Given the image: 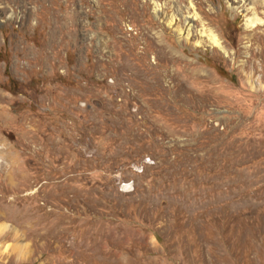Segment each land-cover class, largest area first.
<instances>
[{
    "label": "rangeland",
    "instance_id": "374dc122",
    "mask_svg": "<svg viewBox=\"0 0 264 264\" xmlns=\"http://www.w3.org/2000/svg\"><path fill=\"white\" fill-rule=\"evenodd\" d=\"M230 2L0 0V264H264V6Z\"/></svg>",
    "mask_w": 264,
    "mask_h": 264
},
{
    "label": "bare ground",
    "instance_id": "6f19581e",
    "mask_svg": "<svg viewBox=\"0 0 264 264\" xmlns=\"http://www.w3.org/2000/svg\"><path fill=\"white\" fill-rule=\"evenodd\" d=\"M240 1L242 2V0H237V1L236 0H231L232 3H239ZM250 2H252L253 8H256V9H258V7H261L262 5L264 6V4H263V2L261 0H250ZM191 8H194V9L192 10ZM191 11H192V16H190L191 15ZM177 12H178L177 9H175L173 11V13L171 14L169 20L167 21L168 22V25L170 27L174 28L175 33H178V36L179 37H181V38L183 37L186 40H189L190 38L193 39V36H192L193 35L192 34L193 24L195 25V23H197V24L200 23V21H199L200 18L197 16L198 14L196 13L197 12V8L190 6V9H188L186 12H183V11H181L180 13H177ZM161 13L164 14L163 11H161ZM185 13H187L188 16H183ZM181 22H183V25L185 26L184 29L180 28V26H179V24ZM256 22H257V19L255 17H250V18L247 19L246 25H247V27H252V26H254L256 24ZM254 36H255L254 33H252L249 36L248 39H253ZM198 37L201 38V39L202 38H205L212 45L220 47L218 35L212 29H210V28L203 27L202 30H201V32H200V35ZM218 47H216V48H218ZM155 50H156L155 52H157L156 54L161 53V52H164V53H167L168 54V52L165 50L164 46L162 44H160V43L157 44V47H156Z\"/></svg>",
    "mask_w": 264,
    "mask_h": 264
}]
</instances>
